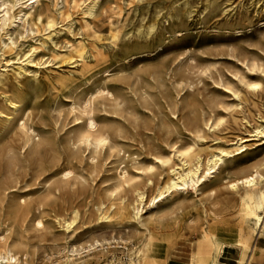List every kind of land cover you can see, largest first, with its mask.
Wrapping results in <instances>:
<instances>
[{
	"label": "rangeland",
	"instance_id": "obj_1",
	"mask_svg": "<svg viewBox=\"0 0 264 264\" xmlns=\"http://www.w3.org/2000/svg\"><path fill=\"white\" fill-rule=\"evenodd\" d=\"M85 2L37 0L8 35L0 31V184L10 186L8 202L24 200L41 220L33 226L3 209L0 236L17 245V264H66L67 254L70 264H129L143 227L128 208L98 214L118 169L142 186L149 173L154 182L168 175L156 157L173 146H194L193 161L240 147L231 143L242 137L197 192L141 214L162 217L174 238L162 253L174 261L185 262L205 224L216 240L236 242L242 212L226 185L253 168L264 175V134L252 132L264 125V0H98L92 10ZM6 97L23 105L3 128ZM88 115L108 138L95 151L76 139ZM250 239L264 248V236ZM237 257L225 247L219 259Z\"/></svg>",
	"mask_w": 264,
	"mask_h": 264
},
{
	"label": "bare ground",
	"instance_id": "obj_2",
	"mask_svg": "<svg viewBox=\"0 0 264 264\" xmlns=\"http://www.w3.org/2000/svg\"><path fill=\"white\" fill-rule=\"evenodd\" d=\"M36 1L14 0V3H10L8 0H0V31L3 32V36L8 35L7 29L16 18L22 20L27 15V8H31L32 4ZM86 1L88 2L84 3V7L88 10H92L98 4V0ZM14 8L16 9L15 11L13 10ZM248 85L256 89L259 83H248ZM5 101L8 111L1 113L3 128L11 121L12 115L16 114L23 105V100L19 98L6 97ZM210 126L211 124H209ZM84 127L85 129L78 132L76 137L79 143L90 148L92 151H95L99 146L106 145L108 142L107 135L96 128V122L92 116L88 115L86 117ZM252 132L254 136L264 134V125L254 127ZM244 141V138L239 137L231 144H240V147L230 151L217 149L203 157L197 155L193 161H191L190 154L194 146L188 148L173 146L165 156L156 157L161 166L167 168L168 175L162 180L154 182L153 173H149L142 186L136 185L127 176L124 168L118 169L117 183L106 194L105 202L101 203V206L98 208V214L101 217L104 215L107 217V212L115 206L119 210L128 208L129 216L143 227L138 243L131 248L128 258L129 264H229L219 259L225 247H235L238 249V257L235 264H259L261 255L264 253V248L257 247L250 238L264 236V175L260 169L253 168L249 173L228 182L226 185V188L230 189L237 196L240 212H242L241 222L243 227L250 232V237L245 235L246 229L240 227L238 228L239 238L236 242L222 243L215 239L212 227L206 224L202 225L199 227L198 238L194 241H189L190 246L185 262H178L171 260L168 252L162 253L164 250L173 248L168 244L174 239L172 233L168 232L165 234L166 229L162 224V217L158 216L152 222L148 219H143L141 215L144 210L148 211L149 216L156 213L158 206L172 196V194L188 190L189 187L197 192L201 185L206 184L207 181H210L218 173L220 166L226 158L232 157L235 151L243 147L241 143ZM69 173L70 170H65L63 175L67 176ZM9 187L0 184V229L4 230L2 227H5V220L9 217L4 214V208L8 209L12 217L20 219L22 222H27L33 226L40 225V218L29 214L30 208L25 207L24 200L8 202L9 194L7 193V189ZM147 187H151L154 192L147 193ZM37 203L38 205L40 204V202ZM198 207L206 215L207 210L200 199L198 200ZM69 213V218L66 220L68 227L77 218V211L74 208ZM250 222H253L254 226H251ZM158 228H164L165 231L158 232ZM197 243L207 245V250L203 252L198 249ZM16 246L15 243L9 242L3 236H0V264H17L19 262V256L14 252ZM71 251L74 252L75 250L72 249ZM64 260L66 264L74 262L73 254H67Z\"/></svg>",
	"mask_w": 264,
	"mask_h": 264
},
{
	"label": "crops",
	"instance_id": "obj_3",
	"mask_svg": "<svg viewBox=\"0 0 264 264\" xmlns=\"http://www.w3.org/2000/svg\"><path fill=\"white\" fill-rule=\"evenodd\" d=\"M232 239H233L232 237H224L222 240H219V241L222 243H234ZM197 247L203 252H205L208 248L207 245H204L203 243H197Z\"/></svg>",
	"mask_w": 264,
	"mask_h": 264
}]
</instances>
